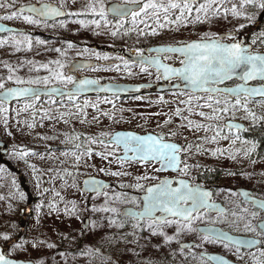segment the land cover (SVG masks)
<instances>
[{
    "label": "rangeland",
    "instance_id": "374dc122",
    "mask_svg": "<svg viewBox=\"0 0 264 264\" xmlns=\"http://www.w3.org/2000/svg\"><path fill=\"white\" fill-rule=\"evenodd\" d=\"M12 2L13 0L0 2L5 4L4 8H0V16L18 11L19 7L27 4L48 2L55 3L65 10L67 17L54 25L48 22L29 25L23 21L22 16L19 19L0 20L29 31L24 35L32 41L30 49L27 44H22L17 50L12 37L22 38L21 35L0 34V40L8 41L0 46V82L5 84V88L18 86L15 84L16 77L29 80L52 77L60 72L69 76L70 65L85 59L100 62V65L78 71L79 77H92L100 82L112 83L160 82L161 79L156 78L158 74L152 68H148L146 73L141 72L138 64L130 63L128 69L124 68L122 61L117 59L119 55L113 51L123 48L136 54V50L145 47L146 43L151 47L175 44L173 42H192L205 37V34L212 38L220 34L226 35L222 33L238 35L244 33L250 24L255 26L263 12L259 8L249 6L244 12L251 19L244 16L234 18L230 9L233 4L239 6V0H216L214 4L201 0L195 6L206 4L207 15L193 11L181 21L180 24H184L181 30L179 25L170 22L177 16L175 10H170L172 13H168L167 18L163 11L159 10V24L164 25L161 28L151 9L150 22H146V16L142 13L141 20L127 24L111 23L108 16L101 18L91 13L87 6L96 0H15L14 6L9 7ZM115 2L121 3L122 0H104L107 8ZM156 2L167 3V0ZM197 15L203 22L195 21ZM93 21L98 22L99 26ZM121 24L118 34L112 36L111 32L117 31V26ZM242 24L243 28L240 27ZM153 29L157 35L151 34ZM141 30L145 34H140ZM252 33L255 34L250 43L256 52L264 53V22ZM60 37L64 38L62 43L57 41ZM47 39L53 41L49 42ZM97 54L101 57L107 55L110 59H97ZM123 58L127 60L124 56ZM56 61H59V64L55 63ZM116 65H120L119 70H116ZM9 75L13 76V80H8ZM54 85L71 86H64L52 79L49 86ZM33 86L44 87L42 84ZM209 95L147 94L123 101L105 96L74 98L72 101L66 98H42L17 102L11 106L3 104L2 107L6 111H0V141L9 145L7 160L22 172L35 197V202L28 205V197L20 187L18 175L0 163V234L17 236L22 233L18 243L24 244V250L13 251L11 247L8 256L35 264L38 260H43L44 264H117L118 259L127 264L134 263L128 259L130 253L121 254L123 249L120 241L109 243V238L122 236L129 231L125 225L123 228L109 226L108 217L112 214L91 210L93 206L104 207L106 197L86 194L81 190L85 177L94 176L115 183L118 176L110 173H132L138 170L133 166L123 169L113 155L103 159L101 154H107L113 149L106 148L99 142L90 143L91 140L106 141L108 138L102 137L101 133L114 134L119 130H133L143 134L175 131L177 135L170 137L171 140L185 146L192 145L186 158V162L192 166L190 170L195 169L202 175L204 171L219 169L225 173L220 181L224 185L242 183L264 187V159L254 158L251 152L245 155L255 142L247 136L220 132L221 129L226 130L225 122L228 120L242 121L247 124L250 134L255 132L257 124L264 121V100L243 99L241 105L235 107L232 106L235 102H229V112L217 113L218 119H206L199 113L213 115L212 109L204 106L209 100ZM215 100H219L220 104H215ZM225 101L227 100L214 97L213 108L223 106ZM177 109L181 112L179 116L176 115ZM169 120L171 123L166 124ZM189 120L193 122L191 127L187 126ZM196 124L211 127H208V130H195ZM213 136H216L215 142L211 140ZM197 147L202 151H197ZM218 150L224 154L221 155ZM21 152L28 154L22 158L19 155ZM233 156L235 158H232ZM100 169L105 171L101 172ZM126 176H122V182L126 181ZM21 193L24 198H21ZM106 193L110 206L120 209L124 203H128H113L114 191L109 190ZM73 203L76 206L75 211ZM49 205L54 207L50 208ZM28 209L31 212H28ZM86 218L90 220L88 229L83 226ZM22 220L25 221L24 227L21 225ZM118 220L122 221L120 217ZM93 222H96L95 227ZM168 229L171 230L170 227ZM6 244L7 242L0 241L1 246ZM33 244L37 246L34 248Z\"/></svg>",
    "mask_w": 264,
    "mask_h": 264
},
{
    "label": "snow or ice",
    "instance_id": "6c2138e0",
    "mask_svg": "<svg viewBox=\"0 0 264 264\" xmlns=\"http://www.w3.org/2000/svg\"><path fill=\"white\" fill-rule=\"evenodd\" d=\"M209 3H215L216 0H208ZM15 0L12 4H9V7L14 6ZM254 7L264 10V0H239V6L233 4L230 12L234 18H240L244 16L247 19H251L250 16H246L244 9L246 7ZM5 4L0 3V8H4ZM88 9L91 13L99 15L101 18H106L109 9L104 3V0H96L95 3H91L88 6ZM151 9L153 14L156 16L157 22L159 24V15L162 10L165 14V18L168 17L170 10H178L180 15L176 16L174 20L170 21L171 23H176L179 25L182 20L186 19L191 15L193 11L196 13L204 12L207 15V6L206 4H199L195 6V0H167V3L156 2V0H122L121 3L115 4L111 7L110 11L119 17L121 21L125 20L129 15L132 17L133 22H135L141 14H148V10ZM27 12L31 15H23L25 8L23 6L19 7L18 11H13L8 15L0 16V20H13L19 19L21 16L23 21L29 25H38L41 20L40 18H47L53 16H59L63 13L59 8L52 7L49 4H41L40 7L29 6L27 7ZM227 12V10H226ZM79 14V13H78ZM197 23H201L200 16L195 17ZM93 23L98 22L93 21ZM119 27L117 26V31H112L111 35L116 36L118 34ZM159 27L163 28V24H159ZM241 28L244 25H240ZM0 31L10 32L11 29L0 28ZM140 34H145L141 30ZM152 35H157L155 29L151 32ZM22 38H17L16 36L12 37V41L17 46L22 44H27L28 48L32 47L31 39L24 34H20ZM230 35V34H228ZM227 37H209L208 34H205V37H202L198 41L192 42H177L176 46H163L157 47L154 49H148L149 55H145L144 49H137L136 56L138 59L129 61L125 60L123 57H117L121 60L124 68L128 69L130 63L132 65L138 64L140 66L141 72H148L150 66H155L158 72L157 79H177L184 83L186 89L191 90V92L203 91L205 93L211 94L208 102L204 106L212 109L213 115L206 116L204 112H200L201 117L206 119H218L219 116L217 113L223 114L230 111L228 104L229 101H225L223 106L219 108H213V98L215 95H225L235 98V103L233 107L241 105V97L247 101L248 98L253 96L264 97V86L261 87H248L247 84L249 81L256 80L259 78L264 81V55L262 54H253L248 48L244 47L241 42L234 41L231 43H224L223 39ZM8 43V41L0 40V46ZM42 43V41H40ZM255 43V41H253ZM71 47V45H69ZM60 51V49H56ZM155 52L156 55L153 56L151 53ZM168 53L179 54L180 67H172L162 62L160 56L165 54V59L167 58ZM97 59H110L109 56L105 55L101 57L97 54ZM55 63L59 64V61ZM47 67V65H44ZM63 67V65H60ZM116 70H119L120 65L115 66ZM163 69V72L160 73L159 70ZM11 71V69H10ZM129 75L131 72L129 71ZM234 76L243 82L235 88H221L219 85L223 84L225 81L232 79ZM52 79H55L64 86L72 85L73 88L68 92V99L72 101L76 98L81 92L85 91L89 86L99 85V81L91 79H82L77 81L73 76H65L63 72L54 74L52 77H37L36 79L24 80L20 77L15 78V84L17 87H7L5 84L0 82V89H4L2 94V99H0V111H6L2 107L9 98H21V97H32L33 99H39V89L32 87L33 85H43L47 88ZM8 80H13V76L9 75ZM28 85V86H23ZM101 90L103 91H112L113 89L110 86L104 87ZM53 92H59V88H53ZM63 94V93H61ZM111 103V101H106ZM215 104L219 105L220 101L215 100ZM87 103V102H86ZM95 107V105H93ZM189 106L191 107V99H189ZM28 107V105H26ZM79 107V105H77ZM108 115V113H104ZM176 115H181L179 109L176 111ZM253 118L254 117V114ZM171 123V120L166 121V124ZM193 125L192 121H188V127ZM158 127H160L158 125ZM211 127V126H208ZM208 127L202 124H196L195 130L205 129L208 130ZM232 127L239 128L238 125ZM177 132H149L144 135H140L131 131H120L115 132L114 134L101 133L102 137H107V141L101 139L91 140L90 143H101L105 147H111L113 150L107 154H101L103 159H107L108 155H113L120 162L121 166L124 164L139 163L145 166H152L153 171L163 172L167 170H173L179 173L182 176L188 175L189 169L192 167L189 165L183 158L182 154L187 155L191 152L192 145L181 146L175 141L171 140L170 137H175ZM219 135V132H217ZM226 138V137H225ZM212 142H215L216 136L211 138ZM77 147H79L77 145ZM256 145L253 144L250 149L245 152V155H249L250 152L255 150ZM122 151V155L116 156V151ZM197 151H202L197 147ZM220 151V150H218ZM27 152H21L19 155L23 158L26 156ZM90 154V150H89ZM214 155L216 153H213ZM220 154L223 155V151H220ZM232 158H235L234 156ZM77 161L79 156L76 157ZM101 172H104V169H100ZM113 176H123L129 175L127 172H112L110 173ZM154 177H149L147 174L138 176L137 179V188H144L142 184L139 183L141 180H149ZM84 187L89 192H94L97 195H104L106 197L105 206L101 208H96L93 206L91 209L93 212H104L112 214L108 217L109 226H117L123 228L125 225L124 221H119L118 218L123 216L135 220L137 223L133 225V237L132 243H137L135 239V230L140 228L143 230L144 223H147L148 231L153 235H163L165 236V243H170L176 237L167 236L164 233L163 229L165 227L172 226L173 224L177 225V236L180 233H202L201 242L202 243H215L220 242L224 247H229V245L235 247L237 251L241 248H251L255 246L258 241L255 239H236L227 235L223 230H217L214 225L217 221H210L207 226L204 228H199L196 226V222L203 221L211 211H216L218 213L222 212V209L212 202V193L210 191L203 190L201 186H193L188 181L184 179L179 180H170V179H161L159 183L144 188L145 195L143 197V209L140 211H133L132 209H127L121 211L117 207L110 206L109 201L107 200V193L103 190L108 187L102 181H99L95 178H89L84 180ZM173 184H176V187H173ZM244 197H249L250 194L247 191L238 193ZM59 195V193H57ZM21 198L23 193H21ZM118 200H123L128 203L135 204V200H129L126 194H121L113 198V203ZM253 205L258 207L261 210H264V200H253ZM42 207V205H38ZM50 208H53L54 205H49ZM67 210V209H66ZM76 210V206L73 203V211ZM159 213V215H157ZM251 216L255 219L258 216L257 212H252ZM96 226V222H93V227ZM245 232H253L257 235H264V219L260 223L253 225L251 221L244 223ZM0 240L3 242L12 243V250H24L23 243H15L11 241V237L8 234H0ZM120 240L128 242L127 234L119 237L109 238V243H117ZM37 245L33 244L35 248ZM200 245H192L191 247H199ZM48 247H53V245H48ZM182 248L189 247L188 245H182ZM203 260V256H201ZM208 259L212 261H218V264H228L226 260H222L218 256H211ZM0 264H18L16 259L8 258L3 252H0ZM31 264V261L28 262ZM37 264H44L43 260H38Z\"/></svg>",
    "mask_w": 264,
    "mask_h": 264
},
{
    "label": "flooded vegetation",
    "instance_id": "af4514ba",
    "mask_svg": "<svg viewBox=\"0 0 264 264\" xmlns=\"http://www.w3.org/2000/svg\"><path fill=\"white\" fill-rule=\"evenodd\" d=\"M150 10V9H149ZM146 16V22H150L152 20V17L149 14ZM177 13V16L180 15L178 10H175ZM169 13H172L169 11ZM109 17V16H108ZM110 21L113 23H121L126 22L127 24L132 22V17L125 19L121 21V19H116L109 17ZM142 15L137 19L141 20ZM52 24V23H49ZM181 30L183 29L184 24H179ZM252 28V27H251ZM250 27L244 31V33L241 34H235V33H222V34H230L228 36H225L227 38L223 39L224 43H231L234 41H237L239 37L242 34H245L247 37V44L251 45L250 40L253 38L254 34L256 33H249ZM221 34L218 36L220 37ZM200 40V39H199ZM175 44H164V45H177V42H173ZM146 53V48L144 49ZM252 52H256L254 46H252ZM115 53V52H113ZM260 53V52H258ZM118 54V53H115ZM164 60L168 63L174 64V65H180L179 60L180 57L177 55H171L168 54L167 58L165 59V56L163 57ZM170 58H174V60H170ZM175 81H172L170 83H174ZM239 82L235 81L229 84L228 87H232L234 85H237ZM189 92L180 91L178 93H170L171 95L174 94H184ZM210 96V95H209ZM214 97L217 98H223L224 100L229 101L230 103L235 102V98H231L230 96L225 95H215ZM244 98L241 97V100ZM239 121V120H234ZM242 122V121H240ZM247 125V124H246ZM225 128L221 129L220 132H228L230 134H238L241 136H246L247 131L242 132L235 128H229L226 125L225 122ZM176 142V141H175ZM181 146H185V144H181L179 142H176ZM116 156L122 155V151L117 150ZM187 155L182 154V158L186 161ZM115 161L120 164V162L115 158ZM121 165V164H120ZM135 167L138 168V170L129 173V175L126 176V181L129 182H122L121 178L122 176H118V180L113 183L114 187L110 189H106L104 192H107L109 190L114 191V197L119 196L121 194H126L127 198L129 200L134 199L135 204L133 203H124L123 207H133L138 210L143 209V196L145 195L144 188L151 187L157 183L161 179H170V180H179L184 179L188 180L190 184L193 186L199 185L206 191H210L212 193V202L213 203H221L226 209L227 212L225 214H219V213H209L208 216L203 221L196 222V226L201 228L205 227L209 224L210 221H217V223L214 225V227H219L225 232H228L234 236H243L247 238H253L256 241H259L260 245L257 248L254 249H244L241 248L239 251L231 245L229 247H224L220 242L215 243H202L201 242V236L202 233H180L177 236V225L173 224L172 226H169L171 230H169V227H165L163 229L164 233H166L167 236H173L176 237L173 239L170 243H165V236L163 235H155L153 236L147 229V223H144V228L141 230L140 228H137L135 230V239L137 243H132L131 241L134 239L132 233H133V225L137 222L135 220H131L130 218L121 216V220L125 222V228L129 231L127 233H124L123 235L127 234L128 236V242H124L123 240H120V243L122 245L121 254H129L130 259L133 264H218V261H212L208 259L212 255H216L220 257L222 260H226L227 262H233L235 264H264V235H257L253 232H245L244 231V223L247 221H251L253 225H256L260 223L262 219H264V210L259 209L258 207L254 206L252 202L246 200L242 195L238 194L240 193L238 189H248L252 191V196L260 199H264L263 197L259 196L256 193V190L253 189L254 186L250 184H242L238 183L236 185H228L223 184L222 182H211L207 179H203L200 177V172L197 173L195 169L190 170L188 172V175L182 176L176 171H163V172H155L153 171L152 166H145L143 164L139 163H131V164H124L122 166L123 169H126L127 167ZM147 174L149 177H154L153 179L149 180H141L139 181L140 184L144 186V188H137V177ZM207 180V182H206ZM176 184H173V187H176ZM115 202H125L123 200H118ZM122 208L121 211H122ZM252 212H257L258 216L253 219L251 216ZM122 235V236H123ZM182 245H188L189 247L182 248ZM192 245H200L199 247H191ZM126 256V255H124ZM201 256H203V260L201 259ZM123 257V256H122ZM117 264H127L122 259H118Z\"/></svg>",
    "mask_w": 264,
    "mask_h": 264
},
{
    "label": "water",
    "instance_id": "95a60500",
    "mask_svg": "<svg viewBox=\"0 0 264 264\" xmlns=\"http://www.w3.org/2000/svg\"><path fill=\"white\" fill-rule=\"evenodd\" d=\"M1 1H5V0H0V2ZM198 2H199V0H195V3H198ZM118 3H120V2H115V3H112V4H110L108 6V9H109L108 14L110 16L119 18V17L115 16V14H113L110 11L111 7L114 6L115 4H118ZM41 4H49L52 7L59 8L63 14L59 15V16L40 18V20L45 21V22H55V21L63 20V19H65L67 17V13H66L65 10L61 9L55 3H48V2L32 3V4L24 5L23 6L25 8L24 14L31 15V13L27 12V10H26L27 7H29V6L40 7ZM128 17H130V15ZM263 22H264V10H263L262 14L260 15V18H259L257 24L252 29H250L249 33H252L253 31L258 30L261 27ZM0 28H8V29L12 30L10 32L0 31L1 35L29 33V31H27V30H23L21 28L6 24V23H4L2 21H0ZM225 36H228V35L227 34L226 35H221L220 37L223 38ZM195 41H198V40H195ZM237 41L241 42L244 47L248 48L252 52V46L247 44V37H246L245 34H242ZM163 46H176V45H156V46H151L148 49H154V48L163 47ZM113 52H116L118 54H122L130 62L133 61V60L138 59L136 54H134V53H132V52H130L128 50H125L123 48L117 49L116 51H113ZM252 53L253 54H262V55H264V53H258V52H252ZM168 54L179 56V54H173V53H168ZM168 54H166V55H168ZM145 55L146 56L149 55L148 50L145 53ZM151 55L155 56L156 53L153 52V53H151ZM164 56H165V54H161V56H160V58H161L163 63H165V64H167L169 66H172V67H180L181 66V65H173V64H169V63L165 62L164 59H163ZM99 65H100V63L96 62L94 60H87V59L78 60V61H76V62H74V63H72L70 65V67L68 69V72L71 75L75 76L77 78L76 79L77 81L82 80V79L97 80V79L92 78V77H86V76L85 77H79L77 75V73L80 70L92 69V68L98 67ZM150 68H152L158 74L157 69H156L155 66H150ZM159 72L162 73L163 69H160ZM97 81H99V80H97ZM172 81H175V82L174 83H170ZM235 81H238L239 83L237 85L232 86V87H228L230 83L235 82ZM241 83H243V82L238 78V76H234L232 79L227 80L223 84L219 85V87H221V88H225V87H227V88H235L238 85H240ZM25 86H28V85H25ZM107 86H110L113 90L112 91H103V90H101L102 88L107 87ZM247 86L248 87H261V86H264V81H262L259 78H257L256 80L249 81ZM10 87H17V86H10ZM32 87L39 89V93H40L39 94V98H55L57 100L68 98V92L70 90H72V88H73L72 85L69 86V87H62V86H58V85L49 86L47 88L38 87V86H32ZM53 88H59L60 91L59 92H53L52 91ZM169 91H184V92H190V93L197 94V95H199V94H209V93H205L203 91L191 92V90L186 89L184 87V83L182 81H179V80H177L175 78L170 79V80H166V79L161 78V83H142V84L112 83V82H100L99 81V85L89 86L85 91L81 92L77 97L86 98V97H91V96H112V97L132 98V97H138V96H141V95H144V94H148V93H165V92H169ZM3 92L4 91H0V99H2ZM61 93H63V94H61ZM231 98H234V97H231ZM249 99L257 101V100H264V97L253 96V97H250ZM29 100H33V98L32 97L9 98V100L6 103H4V104L11 106V105H13V104H15L17 102H24V101H29ZM226 125L229 128H235V129H237V128L236 127H232V126L238 125L239 126L238 130L246 131V125L241 123V122H239V121H228L226 123ZM120 131H131V132L138 133L140 135H144V134H141L139 132L132 131V130H120ZM120 131H117V132H120ZM8 154H9V146H8V144L0 141V163L5 165V166H7L13 173L18 175V178H19V181H20V187H21L23 192H25V194L28 197V202H27L28 205H31V204H33L35 202V197H34V194L32 193L31 187L29 186V184H28L25 176L22 174V172L18 168H16L9 160H7ZM168 171H173V170H168ZM89 178H95V179H97L99 181H102L104 184L108 185V187L106 189H110V188H112L114 186L113 183H110V182H108V181H106L104 179H101V178H98V177H94V176L86 177L84 180L89 179ZM84 180H83V182H84ZM186 181H188V180H186ZM106 189H104L103 191H105ZM81 190H82V192H84L86 194L87 193L96 194L94 192L87 191L85 189V187H84V183L82 185ZM203 190H205V189H203ZM238 191L239 192H243V191L249 192V194H250L249 197H244L243 195L242 196L244 198H246V200H248L250 202H252L253 200H264V199L253 197L252 196V191H250L248 189L242 188V189H238ZM215 204L218 206V208L222 209V212L219 213V214H225L227 212V209L221 203H215ZM127 209H132L133 211H140V210L135 209L133 207H125L122 211L127 210ZM210 213H218V212L211 211ZM157 215H159V213H157ZM89 224H90V220L88 218H86L84 220V222H83L84 228L88 229L89 228ZM21 225H22V227H24V225H25V221L24 220L21 221ZM201 228H204V227H201ZM215 228L217 230H222L219 227H215ZM225 233L227 235L233 237V238H236V239L247 238V237H243V236H234V235H232V234H230L228 232H225ZM21 238H22V233H20L16 238H14L12 240V242L18 243ZM247 239H253V238H247ZM259 245H260V243L258 241V243L255 246H253L251 248H244V249H254V248L259 247ZM11 247H12V243H10V242H8L5 246H1L0 245V252H3L6 256H8V251L10 250ZM212 256H216V255H212ZM8 258H11V257L8 256ZM11 259H13V258H11ZM17 261H18V264H28V262H29V261H26V260H17ZM31 264H34V263L31 262ZM228 264H235V263L228 261Z\"/></svg>",
    "mask_w": 264,
    "mask_h": 264
},
{
    "label": "trees",
    "instance_id": "16d2710c",
    "mask_svg": "<svg viewBox=\"0 0 264 264\" xmlns=\"http://www.w3.org/2000/svg\"><path fill=\"white\" fill-rule=\"evenodd\" d=\"M59 22V21H58ZM109 22H111L109 20ZM113 23V22H111ZM56 24L55 23H52L51 25H54ZM253 24H250V28L253 27L251 26ZM6 35H12V34H6ZM13 35H16V34H13ZM17 35H20V34H17ZM1 38H5V36H1ZM54 39V38H53ZM53 39H47L49 42L53 41ZM57 41H61V43L64 41V38H59V40ZM149 44L146 43L145 47L148 46ZM131 46V45H129ZM145 47H140L139 49H145ZM109 98V97H107ZM111 99V98H109ZM117 100L119 101H123V99H120V98H117ZM247 132L246 133V136L249 137L248 139H251L252 141L255 142L256 144V149L254 151L251 152L252 156L254 158H258V160H261V159H264V121H260L258 124H257V129L255 132L251 133ZM225 173L222 172V170H219V169H215L213 171H204V173L201 175L200 174V177L203 178V179H207L208 181H211V182H217L219 183L223 177H224ZM206 180V182H207ZM253 189L256 190V193L263 197L264 198V187H253ZM16 235H11V239L12 237L14 238ZM1 241V240H0ZM8 243V242H7Z\"/></svg>",
    "mask_w": 264,
    "mask_h": 264
}]
</instances>
